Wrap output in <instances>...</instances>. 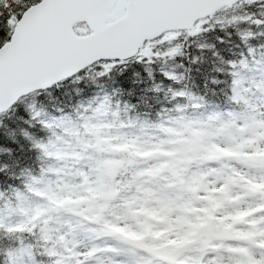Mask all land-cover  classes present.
Returning a JSON list of instances; mask_svg holds the SVG:
<instances>
[{
  "label": "rangeland",
  "instance_id": "374dc122",
  "mask_svg": "<svg viewBox=\"0 0 264 264\" xmlns=\"http://www.w3.org/2000/svg\"><path fill=\"white\" fill-rule=\"evenodd\" d=\"M174 43L172 34L161 40L165 56L177 50L170 47ZM149 47L146 56L162 58L153 54L156 45ZM249 56L235 66L233 88L234 102L248 105V119L227 109L171 119L151 131L118 122L106 99L82 105L75 116L36 107L33 117L51 129L39 144L44 166L26 174L22 188L0 196V226L21 240L8 264H39L28 245L33 237L47 240L56 264H169L137 252L134 239L169 249L195 241L178 264H264V45ZM211 144L215 152L208 155L203 149ZM121 147L128 149L123 154L133 150L138 162L158 160L148 174L160 184L168 181L162 173L179 160L204 154L219 167L182 180L180 191L161 188L155 197L123 203L128 205L104 197L107 202L97 206L101 197L85 162L119 154ZM74 177L83 179L86 195L79 194ZM94 217L96 226L85 221Z\"/></svg>",
  "mask_w": 264,
  "mask_h": 264
},
{
  "label": "trees",
  "instance_id": "16d2710c",
  "mask_svg": "<svg viewBox=\"0 0 264 264\" xmlns=\"http://www.w3.org/2000/svg\"><path fill=\"white\" fill-rule=\"evenodd\" d=\"M78 31L82 35L88 33L87 27H81ZM246 33L249 35L243 37ZM172 35L176 37V43L170 47L175 45L177 50L169 53V56H165L160 39L148 43L135 58L137 61L142 60L147 55L146 50L151 49L149 46L156 45L153 54L159 56L160 53L162 58L148 56L144 71L149 73V79H152L153 72L164 75V80L146 88L138 101L131 99L134 93L123 88L113 89L88 75L83 85L73 81L71 85L65 86L62 93L48 92L44 100L37 101L36 96L40 94L37 92L25 97L23 103H36L48 112L62 109L73 113L78 106L104 97L116 113L118 122L155 131L168 120L181 115L192 118L227 109L243 111L248 119V105L234 102V72L239 62L250 59V52L264 45V1H242L200 22L193 30ZM129 69L137 71L139 82V70L131 64ZM169 72L175 77H169ZM21 127L27 130L21 133L17 129V134L22 137V142L15 141L19 144L15 149L18 166L7 171L0 169L3 171V175H0V192L3 193L21 188L25 174L38 173L44 165L45 155L38 147V141L48 138L49 129L32 116ZM8 130L7 126L0 128V131ZM206 137H209V133ZM204 152L209 155L215 151L206 147ZM20 241L17 234L0 226V264L9 263V253L17 248L15 244L18 245ZM28 245L34 249L39 264H56V257L49 255V247L44 245L41 237H33Z\"/></svg>",
  "mask_w": 264,
  "mask_h": 264
},
{
  "label": "snow or ice",
  "instance_id": "6c2138e0",
  "mask_svg": "<svg viewBox=\"0 0 264 264\" xmlns=\"http://www.w3.org/2000/svg\"><path fill=\"white\" fill-rule=\"evenodd\" d=\"M172 7L170 0H0V97L9 96L7 108L0 110V128L9 129L0 131V169L18 166L15 149L19 144L15 141L22 142V137L17 129L26 131L21 126L38 111L36 105L23 103L27 93L21 89L29 81L75 68L46 89L36 90L40 93L36 100H44L48 92H64L73 81L83 85L92 75L113 89L134 93L131 99L138 101L146 88L164 80L160 72H153L149 79L143 67L148 56L137 61L135 57L101 53L121 51L134 42L146 24ZM73 20L77 22L71 23ZM87 20L94 26H88ZM81 27H87L92 36L87 46L72 34L80 36ZM136 55H140L139 50ZM129 64L139 70V82L137 71L130 70Z\"/></svg>",
  "mask_w": 264,
  "mask_h": 264
},
{
  "label": "clouds",
  "instance_id": "9594fccd",
  "mask_svg": "<svg viewBox=\"0 0 264 264\" xmlns=\"http://www.w3.org/2000/svg\"><path fill=\"white\" fill-rule=\"evenodd\" d=\"M158 162L155 159L138 162L136 158L128 154L97 155L94 159L86 161L85 170L88 180L101 197L96 202L97 206L107 202L104 197L115 196L113 202L123 204L133 198L142 201L149 197H155L161 188L167 189L169 192L180 191L183 187L182 180H192L196 172L207 173L219 167L218 163L208 160L204 154H200L190 158L182 165L180 176H173L170 172L162 173V175L168 176V181L160 184L157 177L148 174V169L155 167ZM74 183L77 185L79 194L86 195L85 188L87 186L83 179L74 177Z\"/></svg>",
  "mask_w": 264,
  "mask_h": 264
},
{
  "label": "water",
  "instance_id": "95a60500",
  "mask_svg": "<svg viewBox=\"0 0 264 264\" xmlns=\"http://www.w3.org/2000/svg\"><path fill=\"white\" fill-rule=\"evenodd\" d=\"M241 1L243 0H170L174 7L160 14L159 18L155 22H149L146 24L133 43L125 45L121 51L101 53V55H117L125 58L135 57L137 51L141 49V45L144 46L145 42L161 37L162 33L165 34L168 32L190 30L199 20L206 19L207 17L214 15L220 9L233 6ZM76 22V20H73L71 23L74 24ZM87 24L88 26H94L91 20H87ZM69 31H71V24L69 25ZM72 34L77 41L81 42L85 46L91 43L92 36L90 34L86 36H76L75 33ZM74 71H76V69L72 68L70 71H66L62 75H53L29 81L26 86L21 89V91L29 95L36 92L38 89H46L49 85L55 83L57 80L63 79V76L70 75L71 72ZM8 101V95L0 97V110L7 108ZM182 143L185 144L186 142ZM187 161L188 160H183L171 169L173 176H178L176 169ZM89 222L96 223L97 220H89ZM215 230L216 227H213L211 233H214ZM133 244L150 255L172 264H177L180 258H182L184 254L189 253L195 246V242H190L185 246L170 251L165 248L153 249L146 247L144 243L139 241H134Z\"/></svg>",
  "mask_w": 264,
  "mask_h": 264
}]
</instances>
